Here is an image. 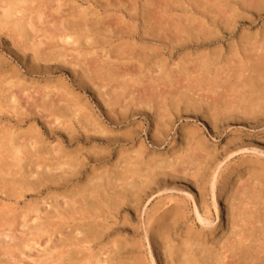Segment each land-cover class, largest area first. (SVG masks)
<instances>
[{
    "label": "bare ground",
    "instance_id": "6f19581e",
    "mask_svg": "<svg viewBox=\"0 0 264 264\" xmlns=\"http://www.w3.org/2000/svg\"><path fill=\"white\" fill-rule=\"evenodd\" d=\"M62 1L54 0L58 4L53 9L55 15L63 14L61 7L65 2ZM83 1L87 2L88 8L81 9L82 6L75 4L65 15L73 18L70 21L59 16L62 18L50 23L47 13L44 11V16L42 11L46 2L0 0V31L12 36L16 52L24 57L26 52L30 53L35 68L41 62H55L62 70L70 69L73 76H78L80 70V76L132 78L129 68L135 66L141 72L144 64H148L147 71L155 73L154 76L163 81L159 85L154 82L155 89L151 86L143 89V95L131 92L127 83L130 77L113 83L110 88L106 87L108 84L99 87L94 86V82L90 81V84L96 88L94 91L106 124L119 129L141 119L153 125L151 148L145 146L144 141H137L140 134L145 133L139 130L140 127L132 131L130 128L122 135H111L102 125V118L99 119L89 106L80 109L74 103L76 98L72 103L76 105L75 110L70 104L73 113L70 112L68 119L63 117L66 113H56L59 104L57 108L53 107L55 113L51 112L50 121H42L47 126L46 132L57 133L66 146L82 141H92L104 148L118 146L119 151L114 154L112 162L105 161L112 152L104 149L94 150L93 147V150L82 153L81 149L66 152V147H62L65 144L51 146L45 143L35 124L26 131L3 130V136L0 135V195L3 196L0 199V222L9 225L14 224L9 217L21 219V234L27 239L28 236L35 238L28 239L31 247L36 246V253L44 254L50 262L58 259V264H264V159L261 157L264 156V147L261 146L260 150L233 131L230 134L233 138L226 140L219 157L216 150L206 146L197 127L185 126L180 131L178 149L170 148V152L162 153L175 120L202 119L209 125L212 135H222L234 127V123L251 129L264 125V24L258 31L250 30L254 23L264 21V0H165L172 4L164 5V8L162 0H131L129 6L124 4V0ZM139 1H142L140 9ZM68 2L74 4L73 0ZM89 4L90 7L96 5L105 13L110 11L111 15L101 17L94 7V12L90 13ZM116 11L119 16L112 13ZM108 17H114L112 21L118 23V28L122 23L121 29L112 31L109 24L112 21L106 27L102 21ZM125 17L135 22L130 24ZM48 25L51 28H47ZM238 29L241 32L237 34ZM105 31L107 35L112 33L113 37L120 34L121 37L131 36L134 41L138 38L140 44L150 43L152 46H138L133 41L122 43L124 39H120V43H114L104 52L99 49L107 58L104 61L98 51L91 52V49L94 51L92 46L110 43L102 36L106 35ZM229 39L231 42H226ZM220 42L221 46L216 47ZM87 46L88 49L91 47L90 52H82ZM65 48L75 52L76 56L71 53L75 56L71 58L68 53L70 60H67ZM96 53L100 54L97 57L101 62L95 59L89 66L84 63L87 59L83 62L85 55L96 56ZM9 81L11 83L12 80ZM14 85L17 86L16 83ZM54 87L46 85L45 89L60 90ZM104 87L106 90L102 91ZM44 95L48 97L50 93ZM1 96L0 100L8 105L0 101V113H3L4 106H10L9 111H15L13 115H20L21 107L13 91ZM45 98L54 99L51 96ZM52 102L54 104L55 100ZM43 103L46 105L45 101ZM60 103L65 107L66 102ZM23 109L20 117L28 116ZM45 116L48 118L50 114ZM33 132L35 136L25 138ZM247 150L253 152L249 158H240L233 166L227 167L223 176L216 172L220 166L219 158L224 161ZM89 163L92 168L82 185H75ZM237 172L242 174L235 177ZM177 180L190 183L198 192L196 196L191 192L196 198L187 193L190 200L170 197L165 203V199H160L146 212L148 205L155 201L153 196L172 191ZM69 184L73 186L70 191L51 194V191ZM46 191L47 195L39 201L23 203V207L20 205V219L14 215L17 214L16 206L20 207V199L27 194L41 195ZM212 210L223 230L220 236L208 240V235H213L215 230L210 229ZM30 214L29 223L26 219ZM134 221H140V224L133 225ZM179 228L183 229L184 235L179 233ZM208 229L209 234L206 235ZM16 232L7 228L0 232V238L12 242ZM44 235L47 236L46 242L55 245L51 244V247L58 250V256L54 257L50 248L45 249L36 241V237L39 239ZM54 235L59 239L54 240ZM26 246V249H33ZM35 259L33 263H36Z\"/></svg>",
    "mask_w": 264,
    "mask_h": 264
},
{
    "label": "rangeland",
    "instance_id": "374dc122",
    "mask_svg": "<svg viewBox=\"0 0 264 264\" xmlns=\"http://www.w3.org/2000/svg\"><path fill=\"white\" fill-rule=\"evenodd\" d=\"M42 2H46V3H44V9L42 10L43 12L45 11L46 13H47V15H46V17H47V20L48 21H50V23H54L55 21H56V18L58 19V18H62V17H59V16H63L64 18H65V20L66 21H70L71 19H73V18H71V17H67V16H65L66 15V13H67V11H70V8L71 7H73L75 4H78V5H80V6H82V8L81 9H83V8H88V4H87V2H84L83 0H73L74 1V4L73 3H71L70 4V2H68L69 0H63L62 2H65V3H63L64 4V6H62L61 8V10H62V12H63V14L62 13H60L59 15L58 14H54V12H53V9H55L56 7H57V2H54V0H41ZM124 1H126V2H124V4H131V0H124ZM156 2H157V0H155ZM128 2V3H127ZM142 1H139V5H138V8L140 9V7H141V5H142V3H141ZM41 4V3H40ZM110 4H112V3H110ZM114 5H115V3H113ZM162 6H163V8H164V5H170V4H172V3H169L168 1H165V0H162ZM70 6V7H69ZM91 5L89 4V7H90ZM129 6V5H128ZM131 6V5H130ZM94 8H96L95 9V11L98 9V13L99 14H101V17L102 16H105L106 14L107 15H111V13H110V11L109 12H107V13H105L102 9L100 10V8H97L96 7V5H94L93 6ZM93 7H90V13H92V12H94V10H92V8ZM45 12H44V16H45ZM112 13H114V14H116L117 16H119L118 14H119V12L118 11H116V12H112ZM121 13V12H120ZM124 14V13H123ZM53 15L55 16V17H53ZM115 15V16H116ZM125 15V14H124ZM54 18V19H53ZM69 20H68V19ZM114 17H108V18H106V19H104V21H102L103 22V24H105L106 25V27L107 26H110V29L112 30V31H114L115 32V29H117L118 27L116 26V25H118V23H116V22H113L112 21V19H113ZM126 18V21H128L130 24H133L134 22L133 21H131V20H129V19H127V18H129V17H125ZM55 20V21H54ZM112 21V22H111ZM109 22H111V23H109ZM110 25H109V24ZM138 27H140V19H138ZM108 24V25H107ZM264 24V21H258V22H256V23H254L253 25H252V27L250 28V30H251V32H255V31H258L259 30V28L262 26ZM50 25V24H49ZM48 25V27L47 28H51L52 27V24L49 26ZM116 26V28H114ZM120 27L117 29V30H120L121 29V27H122V23L119 25ZM258 29V30H257ZM116 30V31H117ZM108 31V30H107ZM4 33H2L1 31H0V99H1V95L2 94H5V95H7V93L9 94L10 92H12L13 91V93L17 96V98H18V101H19V107H21V109L20 110H22L23 108L26 110V112H25V114L28 112V116H24V117H20V115H21V113H24V111H20L19 110V112H20V115L19 114H17V116H15V115H13V114H15L14 112V109H13V111L14 112H12V111H9V110H11V107L9 106H4V111H3V113H0V135L1 136H3V133H4V131L6 130V129H13V130H19V131H21L20 129H22V131H26L27 130V128H30V127H32V125L33 124H35V127H36V129H38V130H40L39 132H40V134L42 135V138H43V140L45 139V143H48V144H50L51 146H57V145H60V146H62L63 144H65V143H61V137L57 134V133H49V132H46L48 129H47V126H44V124H42L44 121H48L49 120V118L51 117L52 118V116H51V114L54 112V109L55 108H57L56 106H58L57 104H59L60 106H58V107H60V108H62L63 110V112H61V109L60 108H58V112H56V113H60V114H62V115H65V113L67 114V115H65V116H63V117H66L67 119H68V116H69V114H70V112H72L73 113V111H72V109L73 110H75V104H77V105H79L80 106V109L81 108H87L88 106V108H91V110L95 113V115H98L99 116V119H101V120H103L104 121V123L102 124L106 129H107V131H109L110 133H111V135H117V133L119 134L120 133V135H122V134H124V132H127L128 131V129H130L129 131H132V129L134 130L135 128H137V127H140L139 128V130H141V131H145V133L144 132H142L141 134H140V137L141 138H139L137 141H140V140H142V141H144V144H145V146H148L149 148H151L150 147V145H151V143H150V135H151V133L153 132V125L152 124H149V121H144V120H138V121H135V122H133L134 123V125H133V123H130V124H128V125H123V127H120L119 129H118V127H115L114 125H110V124H106L105 123V119H104V116H101V111H100V109H102V108H99V106L101 105V103H100V101H98V98L96 97L97 95H96V93H95V91H94V89H96V88H93L94 86H95V84H96V87H99V86H105L106 84H108L106 87L107 88H110L111 86L110 85H113V83H118V82H122V81H125L126 80V77H130V76H121V77H119V76H111V78L110 77H106V76H100V77H98V76H80L81 74L79 73V71H78V73L77 74H79L78 76H73V74L70 72V69L69 70H67V69H64V70H62V68L59 66V64L58 63H55V62H49L48 64H43L42 62H41V65H39V67H36L35 68V66L33 65L34 63H32L31 61V59H32V57H30L31 55H30V53H28V52H26L25 53V55H26V57H24V55L22 54V53H20V52H16L17 50H16V48H14L13 46V42H12V36L10 37V35L9 34H5V33H7V32H5V31H3ZM106 32V31H105ZM241 32V29H238V31H236V33L238 34V33H240ZM140 32H138V34L137 35H140L139 34ZM112 34V33H111ZM111 34L110 35H107V32H106V35H104V34H102V36H104V37H106V40L107 41H110V43H111V45H110V43L108 42L107 44H106V46L105 45H103V46H92L93 47V49H94V51L91 49V47H89V49H88V46H87V48H84V49H82L83 51L82 52H86L87 50V52H90V49H91V52H95V51H98L97 53H100L101 54V56H100V54H97L96 53V56L95 55H92V54H90V55H88V56H86V58H85V56H84V60H83V62L85 61V59H87V61H85L84 63L85 64H89L90 62V64L91 65H93L92 63L95 61V59H98V58H100V57H102L103 59H104V61H106L107 60V58L106 57H104V55H103V52L104 51H106V50H108V49H110L111 48V46H114L113 44L115 43V45H117L118 43H120L121 41H122V43L123 42H129V43H131L132 41V43H136L137 42V45L139 44V45H141V46H144V45H151L150 43L148 44V43H146V44H143V43H139V41H138V38L136 39V41H134L133 39H132V37L131 36H123V37H121L120 36V34H118L117 35V37L116 36H114L113 37V34H112V37H110L111 36ZM119 37H121V38H119ZM130 37V38H129ZM115 38H117V39H115ZM110 39V40H109ZM120 39H124V40H121V41H118V40H120ZM232 39L233 40H235V37L233 38L232 37ZM112 40V41H111ZM129 40V41H128ZM131 40V41H130ZM114 41V42H113ZM231 42V39H229V40H226V42ZM12 43V44H11ZM117 43V44H116ZM110 46H109V45ZM143 44V45H142ZM138 45V46H139ZM109 46V47H108ZM149 46H147V47H149ZM152 46V45H151ZM218 46H221V42L216 46V47H218ZM86 47V46H85ZM97 47H98V49H97ZM102 48V49H101ZM66 49V52H65V55L66 54H70V57L72 58H74L76 55V53L75 52H72V51H70L69 50V48H65ZM65 49L63 50V51H65ZM97 49V50H96ZM102 50L103 52H101L100 50ZM211 49V48H210ZM213 49V48H212ZM189 51H193V50H189ZM28 53V54H27ZM71 53H73V54H71ZM185 53V52H184ZM97 55L98 56H100V57H97ZM93 56V57H92ZM164 57H166L167 58V55H163ZM96 57V58H95ZM92 58H94V60H91ZM106 58V59H105ZM66 59L67 60H70L69 59V56H67L66 55ZM79 59H81V58H79ZM89 59V60H88ZM103 59H101L102 61H103ZM91 60V61H90ZM80 61V60H79ZM89 61V62H88ZM97 61V60H96ZM98 61L99 62H101L100 61V59H98ZM99 62H96V63H99ZM54 63V64H53ZM148 63V62H147ZM43 64V65H42ZM47 65V66H46ZM55 65V66H54ZM45 66H46V68H45ZM89 66V65H88ZM147 66H148V64H144V68L142 69V71L140 72L137 68V70L138 71H136V69H135V66H133L132 68H129L130 69V71H132V72H129V73H133V76H132V78L130 77V79H127V83H128V85H130V88H131V92L132 91H135L134 92V94L135 95H137L138 93L140 94V95H143L144 94V90L143 89H146V88H148V87H150L151 89H155V87H156V85L158 84H162V81L163 80H161V79H158L157 77H159V76H154L155 75V73H154V75H153V73H151V72H149V71H147ZM133 68H134V70H133ZM46 69H49V70H46ZM145 69V70H144ZM126 70V69H125ZM128 70V69H127ZM139 72V73H138ZM145 73H147V76H146V74ZM137 74L139 75L140 74V76L139 77H137ZM144 76V78H142L143 76ZM151 75V76H150ZM10 76V77H9ZM9 77V78H8ZM82 77H84V78H82ZM86 77L89 79H86ZM90 77V78H89ZM95 77L97 78V79H95ZM107 79H106V78ZM5 78V79H4ZM7 78V79H6ZM104 78V79H103ZM109 78V79H108ZM116 78V79H115ZM118 78V79H117ZM145 78H146V80H145ZM162 78V77H161ZM99 79H101L100 81L103 83V85H102V83L100 82L99 83ZM120 79V81H118ZM132 79V80H131ZM136 81H134V80ZM151 79V81H149ZM156 79H158V80H156ZM9 80H12L11 81V83H10V81ZM20 82H19V81ZM114 80H117V81H114ZM128 80H130V81H128ZM142 80H143V82L145 83V85H144V83L142 82ZM15 81V82H14ZM80 81V82H79ZM93 83L94 82V86L92 87V85L90 84L91 82ZM111 81V82H110ZM114 81V82H113ZM141 81V82H140ZM149 81V82H148ZM161 81V82H160ZM19 82V83H18ZM83 82H85V83H83ZM88 82H89V84H90V86H89V84H88ZM97 82H98V84H97ZM106 82V83H105ZM130 82H133V83H130ZM156 83V85H155V83ZM7 83H10V84H7ZM16 83L17 84V86H15L14 84ZM79 83V84H78ZM82 83V84H81ZM136 83H138V84H136ZM139 83H140V85H139ZM150 83V84H149ZM153 83V84H152ZM13 84V85H12ZM22 84V85H21ZM88 84V85H87ZM133 84H134V86H133ZM142 84V85H141ZM148 84V85H147ZM50 86V87H54V88H56V90H57V88L59 89L60 88V90H58V91H56L55 92V90H52V89H45V86ZM83 85V86H82ZM86 85V86H85ZM10 88H9V87ZM14 86V88H13V90H12V87ZM34 86V87H33ZM43 86V87H42ZM57 86V87H56ZM59 86V87H58ZM62 86V87H61ZM64 86L66 87V90H64ZM135 86H137V88L135 87ZM140 86H142V87H140ZM41 87V88H40ZM106 87H104V89L102 88L101 90L102 91H104V90H106ZM145 87V88H144ZM153 87V88H152ZM2 88V89H1ZM9 88V89H8ZM31 88V89H30ZM40 88V89H39ZM53 88V89H54ZM63 88V89H62ZM139 88H141V89H139ZM9 90V91H6V90ZM5 92H4V91ZM10 90H12V91H10ZM143 90V91H142ZM54 91V92H53ZM60 91V92H59ZM62 91H64L63 93H62ZM67 91H69V94H67L66 92ZM3 92V93H2ZM23 92V93H22ZM46 92V93H45ZM59 92V93H58ZM74 92V93H73ZM237 92H238V90H237ZM237 92H233L232 94H236ZM49 93H50V95H49ZM55 93V94H54ZM64 93H65V95H64ZM73 93V94H72ZM142 93V94H141ZM152 93H153V91H152ZM42 94H43V96H42ZM44 94H47V95H49V96H51V97H53L54 99H52V98H50V99H48V97L46 96V95H44ZM53 96H52V95ZM59 94H61V100H60V98L58 97V95ZM63 94V95H62ZM71 94V95H70ZM23 95H25V96H23ZM28 95L30 96V97H28ZM70 95V96H69ZM204 96H206V94L204 93L203 94ZM210 95V94H209ZM20 96V97H19ZM57 96V97H56ZM64 96H69L67 99H66V97H64ZM73 98H72V97ZM6 97V96H5ZM35 97H37V98H35ZM45 97H47V98H45ZM78 97V98H77ZM44 98L45 99H48V100H44ZM56 98V99H55ZM69 98H72L71 100H72V102H71V100L69 99ZM74 98H76L75 99V102H74ZM3 99V98H2ZM40 101H39V100ZM66 101H65V100ZM49 100H51L50 102H48ZM53 100H55V103L53 104ZM58 100H60L59 102H58ZM67 100H69V102L67 101ZM0 101H3V103H4V100H0ZM32 101V102H31ZM45 101V103H46V105L43 103ZM57 101V102H56ZM60 102H66V103H64V106L65 107H63V104L62 103H60ZM67 102H68V104H67ZM75 103V104H72V103ZM1 103V102H0ZM37 105H36V104ZM39 103V104H38ZM2 104V103H1ZM4 104H6V103H4ZM31 104V105H30ZM44 106H43V105ZM47 104H49L51 107H49L48 108V106L49 105H47ZM52 104V105H51ZM73 106V108H72V106ZM6 105H8V104H6ZM35 106V108L33 109V107ZM62 105V106H61ZM70 106V107H69ZM79 106H77V107H79ZM98 106V107H97ZM7 107V108H6ZM26 107H28V108H26ZM53 107H54V109H53ZM9 108V109H8ZM38 108V110L36 111V109ZM43 108V109H42ZM67 108H69V110L67 109ZM70 108H72V109H70ZM23 109V110H24ZM31 109L33 110V111H35V112H32L31 111ZM46 109L48 110V111H46ZM60 109V110H59ZM28 110V111H27ZM41 112H40V111ZM68 112H67V111ZM6 111V112H5ZM42 111H43V113L45 114V115H47V114H50V116L47 118L43 113H42ZM56 111V110H55ZM8 112V113H7ZM11 112H12V115H11ZM18 112V113H19ZM36 112H40V113H36ZM47 112V113H46ZM52 112V113H51ZM7 113V114H6ZM32 113V114H31ZM55 113V112H54ZM72 113H71V115H70V117L69 118H71V116H72ZM38 116H37V115ZM174 114V113H173ZM19 115V116H18ZM175 115V114H174ZM29 116H32L31 118L29 117ZM34 116V117H33ZM37 116V117H36ZM43 118H45V119H43ZM15 117V118H14ZM39 117V118H38ZM16 118H18L19 119V121H17L16 120ZM22 118V119H21ZM28 119V120H27ZM62 119V118H61ZM13 120V121H12ZM15 120V121H14ZM23 120H25V121H23ZM63 120H65V118H63ZM174 120V119H173ZM43 121V122H42ZM50 121V120H49ZM17 122V123H16ZM75 122V121H74ZM19 123V124H18ZM205 121H202V119H200V120H192V119H189V120H185V119H182V120H175L174 121V126H173V129H172V131H171V133H170V136L171 137H169L168 138V141H167V143H166V145L164 146V149L162 150V153H166V151L168 150V152H170V150L173 148V149H175V148H177L178 149V144L180 143V138H181V129L183 128V127H187V128H194V127H197L199 130H200V132H201V137H204V139H205V141H206V143H207V147L209 148V146H210V148H213L214 150H216V152H217V154L219 155V157H220V155H221V149L223 148V145L225 144V142H227L226 140L227 139H229L230 137H231V133L233 132V131H237V133H238V135H241V137L240 136H237V137H240L241 139H245V140H248L250 143H251V145H256L260 150H261V146L262 147H264V125L262 126V124L261 125H257V126H255L254 128H243L242 126H239V125H237V124H235L234 123V127H232V128H230V129H227L226 130V132H224L222 135H221V133L218 135H212V131L210 130V127H209V125L206 123ZM6 124V125H5ZM10 126H9V125ZM13 124V125H12ZM32 124V125H31ZM208 125V126H207ZM237 125V126H236ZM8 126V127H7ZM14 126H15V128H14ZM29 126V127H28ZM34 126V125H33ZM129 126H131V127H129ZM5 127V128H4ZM18 127V128H17ZM127 127V128H126ZM129 127V128H128ZM3 128V129H2ZM2 129V130H1ZM152 129V130H151ZM4 130V131H3ZM112 131V132H111ZM180 132V133H179ZM30 134V133H29ZM29 134H27L26 136H25V138L27 139V136L29 137V139H30V137H33V136H35V133L33 132V133H31L30 135ZM55 134H56V136H55ZM61 135V134H60ZM0 136V137H1ZM47 138H46V137ZM49 136V137H48ZM51 136V137H50ZM63 136V135H62ZM25 138H23V139H25ZM231 138H233V137H231ZM56 139V140H55ZM58 139V140H57ZM47 141V142H46ZM209 141V142H208ZM83 142V141H82ZM76 143V142H74L72 145H70V146H66V144L65 145H63L62 147H66L64 150L66 151V152H69V150L70 151H74V150H78V149H81V151H82V153L84 152V153H86V151H91V150H95V148L96 149H104L105 150V152H112V154H110L109 155V157L105 160V161H108V162H112L114 159H113V156H114V154L115 153H118V151H119V148L120 147H118V146H110V147H107V148H104L105 146H101V145H97V144H95V143H93L92 141H89V142H87V143ZM61 143V144H60ZM55 144H57V145H55ZM175 144V145H174ZM82 146V147H81ZM92 146V147H91ZM170 146V147H169ZM176 146V147H175ZM77 147H80V148H77ZM94 147V148H93ZM93 148V149H92ZM171 148V149H170ZM86 149V150H85ZM88 149V150H87ZM91 149V150H90ZM177 149H175V150H177ZM249 150V149H248ZM247 150V152H243V153H236V154H233L230 158H227V159H225L224 161H221V158H219V160H218V163H219V169H218V171L216 170V172L219 174L220 173V176H223L226 172H225V170L227 169V167H231V166H233V163H236V162H238V160H240V158H249L248 156H251V154H253V152H251V150L250 151H248ZM262 151L264 152V149H262ZM84 155V154H83ZM263 159H264V156H261ZM86 158V157H85ZM88 160V159H87ZM217 163V164H218ZM107 164V163H106ZM215 165V167L214 168H216V164H214ZM213 165V166H214ZM96 168L98 167V166H95ZM90 168V169H89ZM91 168H92V165L89 163V166L87 167V170H86V172L84 173V175H82L81 177H80V179L77 181V183H75V185H82V181L85 179V176L87 175V174H89V170H91ZM213 168V169H214ZM89 171V172H88ZM212 171V170H211ZM210 171V172H211ZM219 171H221V172H219ZM224 172V173H223ZM245 171H243V173H244ZM238 173V174H237ZM237 173H235L234 175H235V177H237V175H241L242 173L241 172H237ZM239 173H241V174H239ZM240 177V176H239ZM243 178V177H242ZM244 179V178H243ZM81 182V183H80ZM170 182V181H169ZM179 181L177 180V182H176V184H175V189L173 188V186L174 185H172V191H170V192H160L159 194H156V195H154L153 197H155V201H153V202H151V204L150 205H148V207H147V210H146V212H148L149 211V209H151V207L153 206V204H155V203H157V202H159L160 201V199H165V203L167 202V199L168 198H170L171 197V199L173 198H175V200H176V197H177V199L179 200V199H186V198H188V200H190L189 199V197H188V194L187 193H193V194H195V196L198 194V192L195 190V188L194 187H192V185L190 184V183H183V182H179ZM79 183V184H78ZM69 186V187H68ZM72 186V185H71ZM70 186V184L69 185H67V187H61L60 189H57V190H55V191H51V194L52 193H55L56 195H58V194H60V193H64L65 191L67 192V191H70L72 188H73V186L71 187ZM170 189V188H169ZM181 189V190H180ZM59 190V191H58ZM64 190V191H63ZM176 190V191H175ZM191 190V191H190ZM194 190V191H193ZM58 191V192H57ZM174 191V192H173ZM195 192V193H194ZM58 193V194H57ZM191 193V194H192ZM170 194V195H169ZM192 194V195H193ZM32 196H30V194H27L24 198H22V200L20 199V201H19V206L21 205L22 207H23V205L25 204V203H28V202H32V203H34V202H36V201H39L42 197H45L46 195H47V191L44 193L43 192V194H41V195H33V194H31ZM187 195V196H186ZM39 196H41V197H39ZM194 195H193V197L194 198H196ZM2 195H0V199H2ZM34 197V198H33ZM32 199V200H31ZM159 199V200H158ZM23 201V202H22ZM27 201V202H26ZM164 202V201H163ZM13 203V202H12ZM24 203V204H23ZM218 203H219V209L221 208V199H219L218 200ZM21 206L20 207H17L16 206V212H17V214H14V215H16V216H18V218L20 219L21 217H19L20 215H19V213H20V208H21ZM15 212V213H16ZM211 213H212V225H211V228L210 229H212V228H215V230H214V232H213V235H214V237H213V235H208L209 234V230L210 229H208V230H206V235H208V240H210L211 238L213 239V238H217L218 236H220L221 235V231L223 230V227L221 228V222L220 221H217L216 220V217H215V215H214V211L212 210L211 211ZM221 216V215H220ZM17 217H9V220H10V222L12 223H14V224H9V225H5L4 224V222H0V232L1 233H3V231L5 230H7V228L8 229H10V230H16L17 232L15 233V239L11 242L9 239H8V241L6 240V239H4L3 240V237H1L0 238V240H1V244H0V264H12V263H14L15 262V264H48V261L50 262V260H47L45 257H44V254H41V253H36V249H37V247L35 246H33V247H31V244L32 243H30L29 244V240L28 239H35V238H31L30 236H28V239H27V237H25V235H22L21 234V232H20V230L22 231V229H21V227H20V224H21V219L20 220H18V219H16ZM30 218H32V215L30 214V217H28L26 220H28L29 221V223H30ZM135 218V216H134V214L132 215V219H134ZM17 221H16V220ZM193 218L191 217V220H192ZM8 220V221H9ZM136 220V219H135ZM15 221V222H14ZM20 221V222H19ZM137 221V220H136ZM136 221H134L133 223V225H138V224H140V221L139 222H137L136 223ZM190 223V222H189ZM2 224H4V225H2ZM16 224V225H15ZM222 224H223V222H222ZM12 227H11V226ZM4 228L5 226H6V228H2V227ZM19 226V227H18ZM196 226H197V229H199V226H198V224L196 223ZM17 228V229H16ZM182 232H181V231ZM179 233H183V229L181 228H179ZM177 234H178V232H177ZM182 235H184V234H182ZM215 236H217V237H215ZM41 237V238H40ZM39 237V239H40V241H39V239H38V237H36L37 239H36V241H38L39 242V244L44 248L45 247V249H47V248H50L52 251L51 252H54L53 254L55 255H53L54 257H56V256H58L57 255V252H58V250H53V247H51V244H50V242H46V241H48L47 239H46V235H44V237L43 236H40ZM54 237H56L54 240H56V239H59V237L58 236H56V235H54ZM53 237V238H54ZM17 239V240H16ZM19 239V240H18ZM26 239V240H25ZM16 241V242H15ZM24 241V242H23ZM27 241V242H26ZM3 242H5V243H3ZM31 242V241H30ZM129 242V241H128ZM24 243V244H23ZM25 243H26V245H29L31 248H33V249H26V245H25ZM6 244H9V245H6ZM11 244V245H10ZM19 244H20V246H19ZM4 245H6V247L8 246V247H10V248H4ZM23 245V246H22ZM3 246V247H2ZM17 248V250H16V248ZM52 246H55L54 244H52ZM21 247V248H20ZM12 248V249H11ZM14 248H15V250H14ZM7 251L8 249V251H7V253H9L8 254V256L6 257V255H7V253L5 252V250ZM58 249V248H57ZM14 250V251H13ZM19 250H21V251H19ZM1 251H3V252H1ZM17 251H19V252H21V253H19V252H17ZM94 251H96V247L94 248ZM11 252V253H10ZM30 252V253H29ZM55 252H56V254H55ZM2 253H3V255H2ZM18 253V254H17ZM14 256H13V255ZM21 256H20V255ZM23 254V255H22ZM11 257H10V256ZM25 255V256H24ZM38 255H40V256H38ZM42 255H43V258H45L43 261H46V262H43L42 261V259L43 258H41L42 257ZM4 256V257H3ZM6 257V258H5ZM9 257V258H8ZM29 257L31 258V260L29 259ZM37 257H39L38 259H37ZM156 257V256H155ZM11 258H13L11 261H10V259ZM37 259V261H36V259ZM34 259H35V262L36 263H33L34 262ZM39 259H40V261H39ZM9 261V262H8ZM13 261V262H12ZM18 261V262H17ZM58 259L56 260V262L55 261H52V262H54V263H52V262H50L49 264H58ZM39 262V263H38ZM40 262H42V263H40Z\"/></svg>",
    "mask_w": 264,
    "mask_h": 264
}]
</instances>
